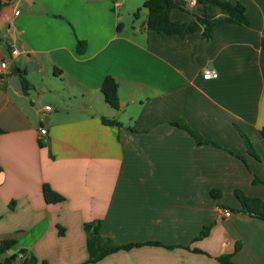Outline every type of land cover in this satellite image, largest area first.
<instances>
[{
    "label": "crops",
    "instance_id": "1",
    "mask_svg": "<svg viewBox=\"0 0 264 264\" xmlns=\"http://www.w3.org/2000/svg\"><path fill=\"white\" fill-rule=\"evenodd\" d=\"M0 1V241L15 240L3 256L81 264L83 223L99 219L101 235L141 244L86 264H221L227 253L264 264V217L234 197L264 200V0H229L249 24H215L209 39L148 30L147 9L139 19L127 0ZM170 18L194 16L174 7ZM205 68L217 77L204 79ZM106 75L117 109L100 90ZM44 183L63 199L46 202Z\"/></svg>",
    "mask_w": 264,
    "mask_h": 264
},
{
    "label": "trees",
    "instance_id": "2",
    "mask_svg": "<svg viewBox=\"0 0 264 264\" xmlns=\"http://www.w3.org/2000/svg\"><path fill=\"white\" fill-rule=\"evenodd\" d=\"M191 0H144L142 7L147 9L146 25L147 29L164 34H177L184 36L188 33L199 31L201 37L204 39L211 38L212 27L219 23H238L242 25H248L249 21L245 13V6L236 1L229 0H193L192 7H188V2ZM1 6V1H0ZM179 8L185 10L194 16L193 19L188 21H177L170 18V10L172 8ZM137 14L135 13V16ZM261 46L264 50V36L261 38ZM77 51L82 52L85 48V42L77 40ZM0 74V79H1ZM26 91V87H23ZM100 90L103 94L106 103L117 109L119 107V98L117 94V81L111 75H106L101 83ZM102 121L105 124H117L114 119H107L102 117ZM172 124L185 129L197 143H210L216 146L218 143L215 141L206 139L198 131L191 128L185 121L176 120ZM2 129L0 128V132ZM240 134L247 147V152L255 154L251 142L247 135L240 131ZM264 135V131L262 130ZM232 152L231 150H228ZM240 158L242 156L237 155ZM257 181V178H254ZM43 195L46 202H57L63 199V196L54 191L48 183L43 184ZM218 194L216 193L215 196ZM234 197L240 204V210L242 212L252 213L254 215L264 217V200L258 197H248L242 191L235 190ZM233 209V208H230ZM212 223L204 226L199 236H204L208 233ZM101 220L96 219L83 223V230L86 235V247L88 251L87 259L81 264L97 261L107 254H110L119 249H127L129 247L140 245L141 243H127L118 244L111 238L101 235L100 233ZM60 229V228H59ZM61 232V231H59ZM15 243L14 239L8 238L0 241V264H10L11 262L18 260V264H36L35 256L25 249H20L18 254H11L9 256H3V253L10 249ZM147 243L161 245L158 241H148ZM172 247V246H166ZM239 243L236 244L235 250L238 249ZM197 250V249H196ZM19 254L21 256H19ZM231 253L221 254L216 257L217 261L221 264H236L232 260Z\"/></svg>",
    "mask_w": 264,
    "mask_h": 264
},
{
    "label": "built area",
    "instance_id": "3",
    "mask_svg": "<svg viewBox=\"0 0 264 264\" xmlns=\"http://www.w3.org/2000/svg\"><path fill=\"white\" fill-rule=\"evenodd\" d=\"M17 13H18V10H15V14H17ZM6 69H7V62H6V60L5 59L0 60V74L5 73ZM217 75H218V73H217V71L215 69L205 68L202 71V77L204 79L215 78V77H217ZM44 109L45 110H50L51 108H50V106L46 105ZM39 134L41 136L45 137V135L47 134L46 128L45 127H41L39 129ZM229 214H230V211L229 210H224V215L225 216H228ZM19 256H21V255L19 254Z\"/></svg>",
    "mask_w": 264,
    "mask_h": 264
},
{
    "label": "rangeland",
    "instance_id": "4",
    "mask_svg": "<svg viewBox=\"0 0 264 264\" xmlns=\"http://www.w3.org/2000/svg\"><path fill=\"white\" fill-rule=\"evenodd\" d=\"M128 2H130V6H132L133 7V5H134V13H137V15H138V18L139 19H141L142 18V16H143V13L144 12H146V10H145V8L144 7H142V1L143 0H127ZM136 2L137 3H139V4H136ZM191 2H193L192 0H191ZM135 5H138V6H135ZM130 6H126L125 5V7H124V10L125 11H130L129 9H131V8H129ZM138 7V8H137ZM188 7L189 8H191L192 7V5L190 4V1L188 2ZM126 13V12H125ZM129 19H131V20H135V18H134V16L133 15H130L129 16ZM68 99V98H67ZM75 100L76 101H78V102H81L82 101V97L81 96H79V95H76V97H75ZM48 102H49V105H52V100H48Z\"/></svg>",
    "mask_w": 264,
    "mask_h": 264
},
{
    "label": "water",
    "instance_id": "5",
    "mask_svg": "<svg viewBox=\"0 0 264 264\" xmlns=\"http://www.w3.org/2000/svg\"><path fill=\"white\" fill-rule=\"evenodd\" d=\"M210 66H211V65H210ZM13 79H15V81H16V82L18 83V85H19L18 88H20V87H21V82H20V80H19L18 75L13 74V75H12V79H10V83H11L12 87L15 88V86H14V84H13V81H12Z\"/></svg>",
    "mask_w": 264,
    "mask_h": 264
}]
</instances>
